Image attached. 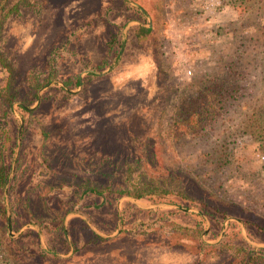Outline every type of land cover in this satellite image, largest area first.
<instances>
[{"label": "rangeland", "instance_id": "obj_1", "mask_svg": "<svg viewBox=\"0 0 264 264\" xmlns=\"http://www.w3.org/2000/svg\"><path fill=\"white\" fill-rule=\"evenodd\" d=\"M239 3L4 1L0 264H237L235 247L264 250L251 126L264 0Z\"/></svg>", "mask_w": 264, "mask_h": 264}, {"label": "trees", "instance_id": "obj_2", "mask_svg": "<svg viewBox=\"0 0 264 264\" xmlns=\"http://www.w3.org/2000/svg\"><path fill=\"white\" fill-rule=\"evenodd\" d=\"M4 1L5 0H0V9L4 6ZM238 1L240 2L239 4H241L243 6H244V4L249 2V0H238ZM12 9H13V7L10 8V10H8L5 13V16ZM1 22H2V20L0 19V23ZM147 30L150 31L148 28H147ZM260 30H262V34H264V25L260 27ZM251 37H253V36H251ZM242 43H244V41ZM228 67H229V71H231L229 77H227V75L224 74V75H219L218 77H216L214 79V81H216L215 85L216 86L220 85L219 91H222L224 88H226V86H233L232 77H235L236 74H239L236 71H234L235 69L233 68V61L230 63V65ZM223 77H225V78L223 79ZM221 81H222V83H221ZM227 81L230 83V85H227L225 83ZM241 88L242 87L239 84H237L234 87H232L230 92H233L235 94V92H239ZM208 91L215 92V90L213 91L212 86L208 87ZM208 91L206 92L204 97L209 95ZM35 93H37V91ZM2 96H3V94H2ZM5 98L9 100V95H6ZM205 106L206 105H203V107H205ZM251 117H252L251 123H253V124H251V126L254 129L253 132L256 134V138L258 140L260 148L264 151V104L262 105L261 109H259V111L256 112L255 114H253ZM1 155H3V157H4V153ZM5 162L6 161L4 160V158L1 159V165H0V186L1 187H3L5 185L6 179L8 177V175H7L8 170L6 168ZM126 194L129 196H133L135 198H141L145 195L144 193H138V192L130 191V190H127ZM234 252L236 255L240 256V262L237 264H264V250H247L243 247H235Z\"/></svg>", "mask_w": 264, "mask_h": 264}, {"label": "built area", "instance_id": "obj_3", "mask_svg": "<svg viewBox=\"0 0 264 264\" xmlns=\"http://www.w3.org/2000/svg\"><path fill=\"white\" fill-rule=\"evenodd\" d=\"M188 74H192V71L191 70H188Z\"/></svg>", "mask_w": 264, "mask_h": 264}]
</instances>
